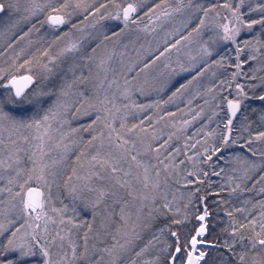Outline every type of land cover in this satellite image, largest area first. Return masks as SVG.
<instances>
[{
    "label": "snow or ice",
    "instance_id": "obj_1",
    "mask_svg": "<svg viewBox=\"0 0 264 264\" xmlns=\"http://www.w3.org/2000/svg\"><path fill=\"white\" fill-rule=\"evenodd\" d=\"M174 17L124 62L121 37ZM0 33V264H264V0H0ZM172 52L167 99L139 102ZM193 85L210 115L169 151L152 110Z\"/></svg>",
    "mask_w": 264,
    "mask_h": 264
},
{
    "label": "trees",
    "instance_id": "obj_2",
    "mask_svg": "<svg viewBox=\"0 0 264 264\" xmlns=\"http://www.w3.org/2000/svg\"><path fill=\"white\" fill-rule=\"evenodd\" d=\"M166 3H176V0H165ZM187 2V0H185ZM143 19V18H142ZM180 17H174L171 21L168 23H162L160 26L156 27L155 31L153 33H145L143 31H136L133 29L129 34H126L125 36L121 37L119 42L116 45V50L119 52H123L124 62L125 63H132L135 62L137 65L140 63L141 60H143L145 63L147 60L145 57L150 58L151 57V50L155 48L156 44L163 40L164 34L168 29H171L174 27L175 23L179 21ZM143 23H148L147 19H143ZM18 34V33H17ZM15 36H12V39H14ZM7 40L8 43L11 42V40L8 39L7 33H0V51L3 50L4 47L7 46L5 41ZM113 42H109V47H112ZM126 46V47H125ZM194 49L192 50L191 48ZM196 45L193 43L191 45L186 46V48L181 49V58L185 59L187 61V57L183 56V53L187 49H191L192 51H195ZM177 53L172 52L170 56L167 58V60L159 61L158 63L151 66L146 71L142 72L138 79V84H143L146 90L145 96H139L137 95V99L139 102L143 103L145 100H156L159 96L161 99H167L168 92L171 91V87L165 90L163 93H156L154 91H151L152 88H154L155 84L161 82L167 75V70L164 68V64L167 62H171L172 64L176 63L177 60ZM115 62L119 64V56L115 57ZM2 62V61H0ZM133 75L136 73L133 72ZM186 78L185 74H180L176 76L173 80V86L177 84V82H182L183 79ZM211 81L208 79H204L200 82L201 87H206ZM197 90L196 85H193L192 88L187 92L186 95L180 97L177 101H173L170 104H165L161 107V109L152 110L153 116H155L157 113L159 115L163 116L165 112H175V115L172 117H164L163 120L158 121L156 124L152 125V127H155L159 130H162L165 133L164 139L167 138L168 132L175 131L177 133V139L176 137L173 138L169 151L172 147H175L176 144H180L181 147H183V136L193 135V132L195 129L199 128L203 123L204 120L207 119L208 115H210V112L208 110L207 106H204L202 104V100L200 98H193L192 103L189 104L188 100L190 97H193L194 91ZM203 95V93H202ZM204 107L205 111L204 113L196 117L194 120L191 121V123L187 126L186 130H179V123L182 120H187L189 118V115L195 116L196 111L199 110V108ZM191 109V112L185 111V109ZM179 109L180 111H176ZM150 109L144 110V112L138 117L139 119H143L144 116L148 115V112ZM173 121L176 122V127L173 126ZM80 123L85 122V118L81 117L79 118ZM148 124H152L151 120L146 121ZM147 138V137H146ZM162 142V141H161ZM213 180H219V177L213 176ZM177 188H180L179 184L175 185ZM184 192L189 191L190 189L182 188L181 189ZM179 192H177V196H179ZM68 202L67 200L65 201ZM76 207L81 211L82 215H87L89 219H91V209H85L82 204H77ZM101 213H103V209H101ZM68 214L71 215V205L69 207ZM100 222V216H97L96 218V225L98 226ZM147 222V221H145ZM153 231L151 228H145L141 232V239L139 243L142 245L144 243H147V241L150 239V233ZM155 247L156 245L150 246L148 250L149 255H155Z\"/></svg>",
    "mask_w": 264,
    "mask_h": 264
},
{
    "label": "rangeland",
    "instance_id": "obj_3",
    "mask_svg": "<svg viewBox=\"0 0 264 264\" xmlns=\"http://www.w3.org/2000/svg\"><path fill=\"white\" fill-rule=\"evenodd\" d=\"M169 21H171V20H169ZM169 21H165L164 23H168ZM192 50L194 49V47L193 48H191ZM117 51V50H116ZM118 52V51H117Z\"/></svg>",
    "mask_w": 264,
    "mask_h": 264
}]
</instances>
